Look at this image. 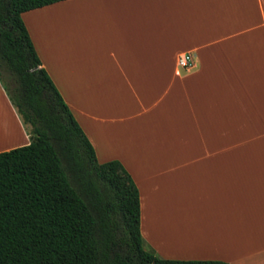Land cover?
<instances>
[{
	"label": "crops",
	"instance_id": "crops-1",
	"mask_svg": "<svg viewBox=\"0 0 264 264\" xmlns=\"http://www.w3.org/2000/svg\"><path fill=\"white\" fill-rule=\"evenodd\" d=\"M21 18L97 162L135 183L146 245L264 264V0H64ZM29 142L0 83V153Z\"/></svg>",
	"mask_w": 264,
	"mask_h": 264
},
{
	"label": "trees",
	"instance_id": "trees-1",
	"mask_svg": "<svg viewBox=\"0 0 264 264\" xmlns=\"http://www.w3.org/2000/svg\"><path fill=\"white\" fill-rule=\"evenodd\" d=\"M61 1L0 0V83L30 140L0 153V264H228L146 245L135 183L118 161L97 162L22 21Z\"/></svg>",
	"mask_w": 264,
	"mask_h": 264
},
{
	"label": "built area",
	"instance_id": "built-area-1",
	"mask_svg": "<svg viewBox=\"0 0 264 264\" xmlns=\"http://www.w3.org/2000/svg\"><path fill=\"white\" fill-rule=\"evenodd\" d=\"M177 65L183 69H189L192 67V57L189 54L182 55L178 58Z\"/></svg>",
	"mask_w": 264,
	"mask_h": 264
}]
</instances>
